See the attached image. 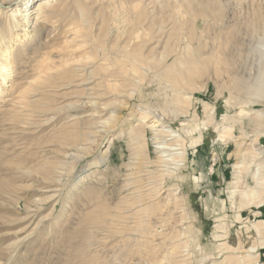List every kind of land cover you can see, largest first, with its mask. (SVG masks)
Masks as SVG:
<instances>
[{"label": "rangeland", "instance_id": "1", "mask_svg": "<svg viewBox=\"0 0 264 264\" xmlns=\"http://www.w3.org/2000/svg\"><path fill=\"white\" fill-rule=\"evenodd\" d=\"M47 1L0 0V264H264V204L247 205L231 138L263 148L264 126L224 133L231 71L255 59L246 8L208 34L230 69L177 87L163 56L191 0ZM154 125L181 150L162 157Z\"/></svg>", "mask_w": 264, "mask_h": 264}, {"label": "bare ground", "instance_id": "2", "mask_svg": "<svg viewBox=\"0 0 264 264\" xmlns=\"http://www.w3.org/2000/svg\"><path fill=\"white\" fill-rule=\"evenodd\" d=\"M157 2L159 3L161 0ZM237 6L239 8L240 6L245 7L246 12H243L247 13L251 19L253 37L250 40H245V45L255 59H252L253 62L251 64H246L241 68H234L231 71L232 79H230L226 86L229 99H226V101L229 105L238 107L239 111H236L233 117L224 116V119L231 123L229 127L225 128L224 133L230 132L236 125L244 130L245 120H249L257 128L264 126V109L256 110L254 108L256 104L264 105V0H191L184 6L185 16L192 21H189L187 27L184 29L188 33L184 36L183 44L180 47L183 53L178 49L167 52L163 56L164 64L174 59L172 64H166L163 73L177 87L185 86L194 80L200 79L212 68H214V71H219L220 69L214 66V63L218 60H223V64L227 65L229 70L230 64L225 62L224 59L227 54V43L223 44L219 42L217 44L216 37L209 36L208 34L214 30V26L218 23L217 21L225 9L227 15L224 16L223 23L227 22L226 18L233 13L231 19L240 20L242 12H235V10L239 9L236 8ZM19 12L21 13V11ZM26 15L23 14L22 17ZM197 28L200 29L199 32ZM235 40L237 41V39ZM240 40L242 39L240 38ZM140 52L143 54L141 50L127 52V60H137ZM135 68L131 66L132 70ZM5 71L4 67L0 70L2 80L6 78ZM155 126L158 127V125H154L153 127L155 128ZM154 131L158 132L159 135L162 133L164 138H166V140L158 142L157 145V149L163 154L162 157L166 158L170 156L169 151L171 150H181L179 147H173L181 146V136L175 131L167 127L155 128ZM236 137L235 133H231V138H235L234 141L238 140L235 142L237 145L235 154L237 157H244L242 164L244 165V169H246V174L248 173V176H251L249 170L253 173L251 178L254 181V186L244 192V197L248 201L247 205L260 207L264 204V147L258 146L257 138L245 146L246 143L242 139L240 141V138L236 139ZM168 141L173 142L166 144ZM177 154L182 155L184 153L179 152ZM175 157L178 158V156ZM175 157L164 160L166 162L177 160ZM255 228L259 233L264 234V223L256 224ZM255 250L256 247L250 248L251 253H255ZM181 257L184 256L181 255ZM256 259L251 257L244 264L256 263Z\"/></svg>", "mask_w": 264, "mask_h": 264}]
</instances>
